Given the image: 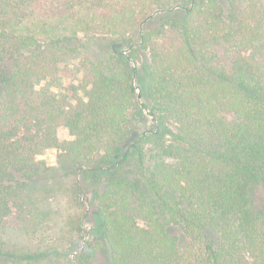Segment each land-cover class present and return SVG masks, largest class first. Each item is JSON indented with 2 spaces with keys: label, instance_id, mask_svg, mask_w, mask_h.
Returning <instances> with one entry per match:
<instances>
[{
  "label": "trees",
  "instance_id": "obj_1",
  "mask_svg": "<svg viewBox=\"0 0 264 264\" xmlns=\"http://www.w3.org/2000/svg\"><path fill=\"white\" fill-rule=\"evenodd\" d=\"M61 177L92 238L7 246ZM53 260L264 264V0H0V264Z\"/></svg>",
  "mask_w": 264,
  "mask_h": 264
},
{
  "label": "rangeland",
  "instance_id": "obj_2",
  "mask_svg": "<svg viewBox=\"0 0 264 264\" xmlns=\"http://www.w3.org/2000/svg\"><path fill=\"white\" fill-rule=\"evenodd\" d=\"M175 1L178 4L188 3V0ZM60 28L55 23V33L59 32ZM143 62H145V55L140 56L138 66ZM58 136L61 139L68 138V134L64 128L58 130ZM56 154V149L50 148L39 155V158L43 159L47 166L54 167L57 165ZM61 178V180L58 179L57 181L49 179L48 182L40 180L36 183L32 182V184H28L30 191L34 189L38 201H40L39 209L42 213L43 224L39 230L46 239L38 241L39 237L34 235L30 230L19 234L9 233L6 239L7 246H21L22 249H35L39 246L49 248L51 246V248L57 249L58 253H62L64 258H72L75 251L85 241L92 238L90 233V218H80L82 210H85L87 206V199L81 194L78 196L72 193L68 194L65 191V185L69 180ZM43 185H46V188L44 191H41ZM37 190L39 191L37 192ZM76 211H79L77 214L79 219H77L76 226L73 228L72 218ZM74 241H79V244L77 246L74 245ZM44 264H55V260L53 262H44Z\"/></svg>",
  "mask_w": 264,
  "mask_h": 264
}]
</instances>
